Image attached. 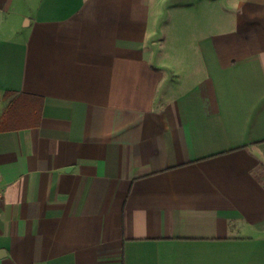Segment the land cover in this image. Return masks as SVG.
<instances>
[{
  "label": "crops",
  "instance_id": "0c3cea01",
  "mask_svg": "<svg viewBox=\"0 0 264 264\" xmlns=\"http://www.w3.org/2000/svg\"><path fill=\"white\" fill-rule=\"evenodd\" d=\"M0 264H264V0H0Z\"/></svg>",
  "mask_w": 264,
  "mask_h": 264
},
{
  "label": "built area",
  "instance_id": "2783aa9c",
  "mask_svg": "<svg viewBox=\"0 0 264 264\" xmlns=\"http://www.w3.org/2000/svg\"><path fill=\"white\" fill-rule=\"evenodd\" d=\"M1 196H2V194L0 193V199H1Z\"/></svg>",
  "mask_w": 264,
  "mask_h": 264
}]
</instances>
